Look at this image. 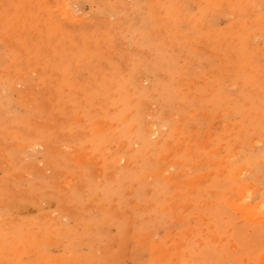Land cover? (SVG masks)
Listing matches in <instances>:
<instances>
[{"label":"rangeland","instance_id":"1","mask_svg":"<svg viewBox=\"0 0 264 264\" xmlns=\"http://www.w3.org/2000/svg\"><path fill=\"white\" fill-rule=\"evenodd\" d=\"M0 264H264V0H0Z\"/></svg>","mask_w":264,"mask_h":264},{"label":"bare ground","instance_id":"2","mask_svg":"<svg viewBox=\"0 0 264 264\" xmlns=\"http://www.w3.org/2000/svg\"><path fill=\"white\" fill-rule=\"evenodd\" d=\"M144 111V110H143ZM171 251V250H170ZM168 254V253H167Z\"/></svg>","mask_w":264,"mask_h":264}]
</instances>
